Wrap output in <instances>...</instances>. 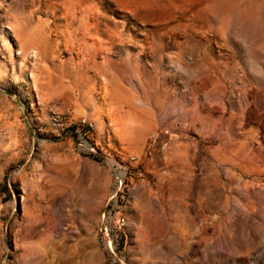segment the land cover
<instances>
[{"label":"rangeland","instance_id":"374dc122","mask_svg":"<svg viewBox=\"0 0 264 264\" xmlns=\"http://www.w3.org/2000/svg\"><path fill=\"white\" fill-rule=\"evenodd\" d=\"M212 129L254 222L176 238L150 162ZM0 264H264V0H0Z\"/></svg>","mask_w":264,"mask_h":264},{"label":"crops","instance_id":"0c3cea01","mask_svg":"<svg viewBox=\"0 0 264 264\" xmlns=\"http://www.w3.org/2000/svg\"><path fill=\"white\" fill-rule=\"evenodd\" d=\"M215 133L216 129H212L210 139L215 141L207 166L203 167L199 158L190 159L184 146L169 152L170 144L184 140L167 141L163 136L159 143L164 144V157L150 162V176L156 181L143 187L142 196L152 198L151 204H146V214L156 216L157 222L165 224L163 231L176 238H238L245 231V224L250 219L254 222L253 214L246 219V207L253 199L250 190L246 192L242 182L230 178L228 149L216 140L218 137L223 141L227 136Z\"/></svg>","mask_w":264,"mask_h":264},{"label":"built area","instance_id":"2783aa9c","mask_svg":"<svg viewBox=\"0 0 264 264\" xmlns=\"http://www.w3.org/2000/svg\"><path fill=\"white\" fill-rule=\"evenodd\" d=\"M84 123H89L91 126H93V123L89 120H84ZM83 148L85 150H94V147L88 142H84ZM152 154V152H150ZM127 177H128V170H125L124 172H121L118 174L117 179L119 182V187L114 195L111 196L110 201L113 200L114 202L117 201L119 193H123L125 188L127 187Z\"/></svg>","mask_w":264,"mask_h":264}]
</instances>
